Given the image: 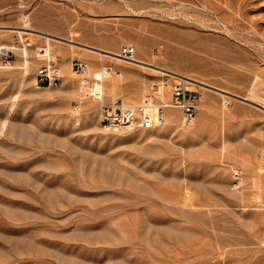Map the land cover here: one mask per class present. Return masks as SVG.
<instances>
[{"label": "rangeland", "instance_id": "obj_1", "mask_svg": "<svg viewBox=\"0 0 264 264\" xmlns=\"http://www.w3.org/2000/svg\"><path fill=\"white\" fill-rule=\"evenodd\" d=\"M125 45L142 62L98 53ZM3 51L0 264H264V0H0ZM166 70L209 84L191 122ZM115 101L164 123L105 130Z\"/></svg>", "mask_w": 264, "mask_h": 264}, {"label": "built area", "instance_id": "obj_2", "mask_svg": "<svg viewBox=\"0 0 264 264\" xmlns=\"http://www.w3.org/2000/svg\"><path fill=\"white\" fill-rule=\"evenodd\" d=\"M120 57L125 60H131L135 55V48L130 45L122 46L119 51ZM2 62H8L12 59L10 51H3L0 54ZM72 66L76 71L84 72L85 64L79 60L73 59ZM60 67L54 61H49L46 65H40L36 70L35 83L39 87L56 86L62 80ZM196 91L189 89L185 82L179 81L172 86V98L174 106L181 109L183 121L188 123L195 114V102L197 100ZM141 107V105L139 106ZM133 107L130 104L122 102L115 104H101L100 106V124L105 130H118L124 127L140 126L151 127L160 124L163 121L162 114L150 116L142 113L137 115V111H143L142 108Z\"/></svg>", "mask_w": 264, "mask_h": 264}, {"label": "bare ground", "instance_id": "obj_3", "mask_svg": "<svg viewBox=\"0 0 264 264\" xmlns=\"http://www.w3.org/2000/svg\"><path fill=\"white\" fill-rule=\"evenodd\" d=\"M29 18H27V16L26 17H24V20H23V26H20V27H17V32L18 33H20L21 34V46H20V58H21V60H22V64H21V66H23L24 67V70L25 71H27V67H28V64H29V62H30V57H29V49H28V47H30L31 45H32V43L31 42H27L26 41V39H25V36H24V38H23V36H22V34H27V33H29L30 31H33L34 29L30 26V22H29V20H28ZM27 30H30V31H27ZM49 35V34H48ZM67 41H69V42H73L74 44H80V43H78V42H75V41H73V40H67ZM8 45V44H7ZM10 46V45H9ZM15 46V45H14ZM18 46V45H17ZM28 46V47H27ZM77 46V45H76ZM85 46H87V47H89V48H94V47H92V46H88V45H85ZM7 47V46H6ZM13 47V46H12ZM16 48V47H15ZM97 49V48H96ZM97 50H99V49H97ZM101 51H104V52H108V53H110V54H105L104 52H98L100 55H102V56H104V55H107V56H110V57H113V58H115V59H117V60H119V61H128V62H142L141 60H139L138 58H133V59H131V60H125V59H122L121 57H119V54L117 53V52H112V51H108V50H101ZM72 63V62H71ZM72 65V64H71ZM102 67H100L101 69H100V73H101V75H105V74H108V73H110V72H108L107 70H106V67H103V65H101ZM73 67V66H72ZM66 70H67V67L65 66L64 67ZM60 71H61V69H60ZM68 71V70H67ZM73 71V73H75L76 72V70L74 69V70H72ZM167 72L169 71V70H166ZM170 73H171V75L173 76V77H175V78H180L181 80H183V82H185V84L186 83H189V84H192V85H197V86H200V87H203V88H207V86H209V84H207V83H205V82H203V81H200V80H198V79H196V78H192V77H188V76H183V75H181V74H179V73H177V72H175V71H169ZM179 80V79H178ZM86 82H88V81H86L84 78H80L79 80H78V84L80 85V87H85V85L87 84ZM187 85V84H186ZM89 86V85H88ZM103 87V83L101 84V88ZM215 88V87H214ZM90 91L92 92V94H95L96 93V89L95 88H90ZM154 92V94L156 95V96H158V98H160V99H162V100H164L165 99V94H166V92H167V84L165 83V82H160V83H157V85H155V90L153 91ZM97 95H101V94H99V93H97ZM247 99V98H246ZM102 100V99H101ZM227 102V101H226ZM115 103H118V102H113L112 104H115ZM101 104H104V102H102ZM172 104H173V102H172ZM174 105V104H173ZM173 105H171V104H167V103H164L162 106H173ZM147 106H149L148 104H146V103H144V104H142V107H147ZM133 107H135V106H133ZM143 109V108H142ZM160 109L162 110V108L161 107H159L158 109H157V113L155 114V115H151L150 114V116H154V117H157L158 116V112L160 111ZM147 112V111H146ZM163 112V111H162ZM141 113H142V111H137V115H140V116H142L141 115ZM162 117H163V121L160 123L161 125L164 123V114L162 113ZM165 120H166V123H168V124H171V125H174V124H176L177 123V114L174 112V111H167L166 112V114H165ZM193 119V118H192ZM192 119H191V121H192ZM190 121V122H191ZM4 124H5V122L2 124V127L1 128H3L4 127Z\"/></svg>", "mask_w": 264, "mask_h": 264}]
</instances>
